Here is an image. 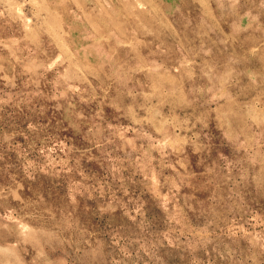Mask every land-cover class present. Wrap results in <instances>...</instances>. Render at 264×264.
Segmentation results:
<instances>
[{
  "label": "rangeland",
  "instance_id": "obj_1",
  "mask_svg": "<svg viewBox=\"0 0 264 264\" xmlns=\"http://www.w3.org/2000/svg\"><path fill=\"white\" fill-rule=\"evenodd\" d=\"M0 264H264V0H0Z\"/></svg>",
  "mask_w": 264,
  "mask_h": 264
}]
</instances>
